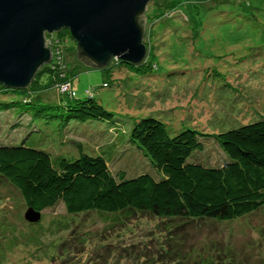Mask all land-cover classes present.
Wrapping results in <instances>:
<instances>
[{
  "label": "rangeland",
  "instance_id": "obj_1",
  "mask_svg": "<svg viewBox=\"0 0 264 264\" xmlns=\"http://www.w3.org/2000/svg\"><path fill=\"white\" fill-rule=\"evenodd\" d=\"M142 15L145 59L155 66L151 76H137L130 64L119 62L109 84L104 70L74 59L72 36L61 41L70 53L69 67L78 65L75 98L92 92L123 122L152 112L170 129L184 124L205 134L264 118V0H150ZM49 78L40 74V84ZM105 81L108 87L102 86ZM60 96L56 84L32 93L47 106L64 99ZM35 112L17 106L0 110V142L24 141L67 157L79 154V143L88 154L99 153L96 146L108 152L101 136L106 121H70L77 125L66 130L64 116ZM116 142L114 174L162 175L126 136ZM195 153L196 161L212 165L227 157L213 139ZM26 210L21 194L0 180V264H264V209L234 221L189 225L138 211L71 214L61 202L29 223Z\"/></svg>",
  "mask_w": 264,
  "mask_h": 264
},
{
  "label": "trees",
  "instance_id": "obj_2",
  "mask_svg": "<svg viewBox=\"0 0 264 264\" xmlns=\"http://www.w3.org/2000/svg\"><path fill=\"white\" fill-rule=\"evenodd\" d=\"M66 36L73 40L66 28L47 34V42L56 44L52 49L59 51V57L53 56L42 64L26 87H7L0 83V110L17 106L36 109L35 113L41 117L64 116L66 130L75 122L106 121L108 125L101 136L107 140L108 152L96 146L99 153L88 154L79 143V154L67 157L24 141L0 142V180L13 186L27 207L42 212L61 202L71 214L138 211L158 218L178 219L185 225L207 220L211 223L234 221L264 209V118L215 134H205L184 124L170 129L161 118L150 115L152 112L123 122L99 103L92 92L85 98H75L72 78L78 72V65L69 67L66 60L70 53L61 46ZM75 44L74 59L95 67L79 56L80 48ZM119 62L130 64L137 76L153 75L155 66L145 57L136 64L112 57L100 68L111 79L109 84L114 74L112 67ZM44 72L50 74L46 85L39 82V75ZM64 82L71 84L73 95L60 92L64 99L60 98L56 105H41L32 99V93ZM108 82L102 86L108 87ZM16 94L21 95L19 100L8 99ZM53 109L58 112L53 113ZM110 128L115 133L112 139ZM119 134L140 148L162 175L156 178L146 172L127 178L122 170L114 174L110 164L117 151ZM210 139L227 156L220 164L195 160V151H200ZM106 155H110V160Z\"/></svg>",
  "mask_w": 264,
  "mask_h": 264
},
{
  "label": "water",
  "instance_id": "obj_3",
  "mask_svg": "<svg viewBox=\"0 0 264 264\" xmlns=\"http://www.w3.org/2000/svg\"><path fill=\"white\" fill-rule=\"evenodd\" d=\"M149 1L0 0V83L26 87L51 59L45 35L63 28L76 41L79 56L96 68L112 57L140 63L146 55L142 14ZM24 219L36 223L41 212L27 207Z\"/></svg>",
  "mask_w": 264,
  "mask_h": 264
},
{
  "label": "built area",
  "instance_id": "obj_4",
  "mask_svg": "<svg viewBox=\"0 0 264 264\" xmlns=\"http://www.w3.org/2000/svg\"><path fill=\"white\" fill-rule=\"evenodd\" d=\"M50 43H51V41H49V43L47 42V34H46L45 35V46L47 47L48 45H50ZM50 53H51V59L53 56L59 57V54H60L58 50L53 51V49H51V48H50ZM58 87H59L60 92H64V93L66 92V93H69L70 95H73V92L71 90V84L69 82L61 83Z\"/></svg>",
  "mask_w": 264,
  "mask_h": 264
}]
</instances>
